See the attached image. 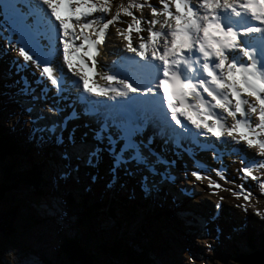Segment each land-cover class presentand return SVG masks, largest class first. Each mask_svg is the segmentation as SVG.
Segmentation results:
<instances>
[{
    "label": "rangeland",
    "instance_id": "1",
    "mask_svg": "<svg viewBox=\"0 0 264 264\" xmlns=\"http://www.w3.org/2000/svg\"><path fill=\"white\" fill-rule=\"evenodd\" d=\"M125 1L111 0L112 14L117 12L120 4L138 5L132 1L126 3ZM190 2L196 3L197 0H190ZM152 6H156L158 11L162 10L159 0H153L145 6V9L140 10L138 7H134L131 8V11L137 17H141L146 15ZM60 11L62 15L66 14L63 7L60 8ZM104 19V16L96 15L97 22L103 23ZM130 19L121 12L119 18L109 27V33H113L112 46L106 48L104 54L101 55L100 64L103 69L98 66V72L106 71L119 77L116 73L109 72V69H112L111 62H115L117 59L113 50L116 54L124 51L127 54L128 52L118 47L122 45V40L115 37L114 34L116 29L123 31L127 28V21ZM40 24L43 28V22ZM57 25L59 27V24ZM58 27L56 28L60 31ZM155 28L159 30V25H156ZM140 35L146 37L147 32L142 31ZM132 37L133 43H138L135 30L132 32ZM254 37L257 41V37L264 38V33H255ZM31 41L24 39L27 45ZM5 43L4 34L0 33V53H2L0 54V89H13L16 93L14 94L13 91L12 94L14 105L0 111V126L4 127L5 132H13L18 129L24 137L31 139L35 134H51V131L48 129V132L44 127V122L48 124L54 122L58 126V123L65 125L66 119L73 118L74 123L65 132L73 135L74 139H70L72 142L69 143L72 144H69L64 134H60V130L56 134V137L63 139L61 149H52L48 154L51 159L46 163V166L41 168V180L43 181L41 188L46 192V197L37 199L32 195V191L19 186L1 203L0 209L3 214L5 211L7 212L8 208L13 207L16 208V215L11 219V234L3 231L8 226L6 222L4 223V220H7L6 215L4 219H0L2 226L0 264H23L25 258L30 261V264H70L66 257L57 250L65 239L79 241L93 255L94 262L97 261V264H129L125 256L111 258L109 248L116 240L124 248L129 245L134 247L130 238L146 226L144 222L147 217L140 211L138 214H134L132 222L126 223L121 217L114 221L106 214H100L95 219L93 218L94 222H98L94 229L92 224H88L87 219L79 213L81 211L79 205L88 189L92 190V194L97 195L92 200L99 201V194L106 192L115 201L116 198L111 194L112 190H115L121 196H126L125 199H134L141 206L147 204L151 211L152 208L155 210L157 207L155 204L161 205L158 206L157 211H162L167 205L174 210V218H168L165 223L156 225L155 222L153 224L147 221L149 225L153 224L156 230L161 232L165 241V249L160 252L156 250V243H153L150 255L152 264H186V259L189 256L194 258L192 264H238L235 262L238 255L264 251V241L262 242L264 224L252 215V208H249L248 213L245 214L240 208L235 207L246 203L243 194L240 197L236 195L242 184L245 189L250 188L253 192L249 203L261 211H264V195H260L255 182L237 178L239 173L235 169L239 167V161L233 163L231 156L225 155L220 159L214 158L212 155L213 152L220 153L230 150L251 160V155L242 146H234L230 140L225 138V142L223 139L212 138L211 145L203 146V143L198 141L200 148L197 147L198 153L193 156V153H183L179 147H174L173 141L170 142L172 138L164 142L162 138L157 137L156 143L152 142L150 149H144L145 154L149 151L151 153L147 160H125L124 157L127 156V153L117 156L118 144L113 143L110 150L106 140L97 130L101 117L117 113L118 106L124 101L123 98L130 96V93L120 99H112L116 103L114 105H108L100 100H96L91 105L86 102L84 96L83 99L82 97L78 98L79 96L72 98L65 96L61 99L62 104H59L56 100L60 99V96L54 98L51 95L52 92L56 94V89L46 79L47 77H44L38 60L24 61L19 67V71L17 70V64L13 57L17 56L18 47H22L24 43H18L15 46L16 51L6 50ZM51 43L49 42V44ZM59 44L62 49L60 41ZM257 45L259 46L256 48L257 54L263 62L264 43ZM52 54L58 64L64 65L62 53L56 54L52 51L49 56L51 57ZM127 55L137 57L134 53ZM236 58L243 59L239 56ZM149 61L154 63L150 58ZM33 64L37 67L33 68ZM261 65L263 66V63ZM157 66L161 68L160 64ZM1 75L5 76L6 80ZM67 77L79 81L75 77H71L69 73ZM103 82L104 80L99 76L96 77V83L102 85ZM103 84H106V81ZM26 85L33 89V93L28 95ZM137 88L141 87L137 86ZM45 96L46 99H44ZM33 97L40 98L34 100ZM44 105H51V108L44 107ZM85 105L94 114L86 115L85 110L74 115L67 112L70 106H79L80 108ZM53 108L57 110L56 113L52 112ZM216 111L219 112V110ZM68 115L69 117H67ZM23 120H27L26 124ZM159 120L162 125L161 129L165 128L162 118ZM39 129H43V131H39ZM166 129H168L167 126ZM154 145L158 147L157 150L153 148ZM33 156L37 157L38 152H35ZM114 157L116 158L115 162ZM93 161H98V169L92 166L95 163ZM25 168L26 165H20L17 171L22 172ZM184 168L189 170L186 179L183 173ZM4 169L5 163L0 162V178ZM192 170L200 172L199 180L191 176ZM61 173H67L66 178L60 179ZM56 183H58V189L54 194L52 190ZM69 199H72L71 205ZM92 200L91 202H93ZM217 204H219L218 209L215 207ZM184 209L187 211H183ZM120 212L121 210H118L117 215ZM244 224H249L253 236L255 235L253 243L246 241V238L244 239L242 236ZM169 226L172 228L168 229ZM146 230L147 234L143 233L139 240L144 246H149V242L145 238L146 236L151 238V233L148 232V228ZM217 235L218 239L213 240L212 238ZM126 236H130V238ZM209 243H212L213 250L205 249L204 245ZM253 263L258 264L256 261L251 264Z\"/></svg>",
    "mask_w": 264,
    "mask_h": 264
},
{
    "label": "snow or ice",
    "instance_id": "2",
    "mask_svg": "<svg viewBox=\"0 0 264 264\" xmlns=\"http://www.w3.org/2000/svg\"><path fill=\"white\" fill-rule=\"evenodd\" d=\"M38 2L46 6L58 22L64 67L71 77L79 80L84 92L94 97L115 99L128 93L155 94L159 89L164 107L176 128L186 131L181 123L186 121L197 130L200 138H225L234 146H242L251 155L249 160L230 150L212 153L214 158L222 159L227 155L233 157V163L239 161V167L235 169L239 173L237 178L255 182L260 195H264V66L257 49L242 42L252 33H264V0H197L196 3L159 0L162 10L152 6L141 17H137L131 8L143 10V3L120 4L117 12L112 14L111 0ZM61 7L66 14H61ZM37 8V0H0V33L4 34L6 50L16 51L13 45L22 35L35 40L38 46H46ZM121 12L131 19L127 21V28L115 31V37L122 40L118 47L134 53L140 60L150 58L161 65L158 83L151 89L134 88L125 79L97 71L98 66L103 69L101 55L112 46L113 33L108 29ZM226 13H231L234 18L247 16L256 23L249 27H235L225 22ZM97 14L105 17L103 23L97 22ZM133 30L138 40L136 44L133 43ZM142 31L147 32L146 37L140 35ZM237 56L243 59L238 60ZM13 59L18 71L22 62L32 61L20 46ZM190 61L202 68L207 79L193 82L182 78L179 69ZM36 67L33 64V68ZM189 71H192L191 67ZM43 74L51 85H56L50 65L43 67ZM97 76L106 81L105 86L96 83ZM39 98L33 97L34 100ZM44 107L51 108V105ZM56 111L52 109L53 113ZM97 131L110 150L113 143L120 146L117 156L128 153L124 157L128 161L147 160L151 153L145 154L144 149H150L157 137L167 142V134L162 131L156 116L144 111L117 112L101 117ZM178 146L183 147L182 144ZM183 173L186 179L189 170L184 168ZM190 174L197 180L201 178L199 171L192 170ZM66 176L67 173H61L60 179ZM242 194L246 203L235 207L245 214L252 208V215L264 224V211L249 203L252 190L245 189L242 184L236 195L240 197ZM215 207L218 209L219 204ZM212 239H218V235ZM204 247L213 250L212 243ZM193 260L189 256L186 264H192ZM23 264H30V261L25 258Z\"/></svg>",
    "mask_w": 264,
    "mask_h": 264
},
{
    "label": "trees",
    "instance_id": "3",
    "mask_svg": "<svg viewBox=\"0 0 264 264\" xmlns=\"http://www.w3.org/2000/svg\"><path fill=\"white\" fill-rule=\"evenodd\" d=\"M129 1L138 4L153 0H126L125 3ZM3 90V88L0 89V111L6 110L9 106L14 105V100L12 99L13 92L11 94L8 90ZM23 122L26 124L25 120H23ZM69 137L70 134L66 136V139ZM61 144V140H56L52 143H42L37 138L29 139L28 137H24L18 129L13 132H5L4 127L0 126V162L5 163V169L3 170L0 178V205L4 201L5 197L15 191L19 186L32 191V195L37 199H43L46 197V192L42 191L43 189L41 188V183H43L41 180V168L44 165L46 166V163L49 159H51V157L48 156L51 150L56 146L58 149ZM35 152H38L37 157L33 156ZM23 164L26 165L25 170L22 172L17 171V168ZM92 166L98 169V161H95ZM57 185L58 183H56L52 190L54 194L58 189ZM92 193L91 189H88L85 192L82 197L81 204L79 205V208H81L79 213L87 219L88 224H92L94 229L96 226L95 224L98 223L94 222V219L100 214H106V216H109L114 221L119 220L121 217L126 223L132 222L131 219L134 217V214H138L140 211L147 217L144 222L146 226L138 231L134 237L130 238V236H126L131 239L134 247L129 245L124 248L117 240L113 241L111 247L109 248L111 258L117 256L121 257L122 255L125 256V259L129 264H152V258L150 255L151 249L153 250V243H156V250L158 252L165 249V241L162 238L161 232H158L153 226V222H155L156 225H159L161 223H165L168 218H174V210L169 208L170 206L166 204L167 206L165 209L163 208L162 211H157L156 209H158V206L161 205L155 204L157 207H155V210L152 208V212L150 208L148 209L147 204H142L141 206L138 201L130 198L125 199L126 196H121V194L115 190H112L111 192L114 198H116L115 201L110 197V194L106 192L99 194V201L95 199L92 200V198H96L97 196ZM91 200L93 202H91ZM69 203L70 205L72 204V199H69ZM118 210H121L119 214L120 216L117 215ZM15 211L16 208L10 207L7 212L5 211V214H3L0 209V219H4L5 215L7 217V220L5 219L4 223L6 222V225L8 226H6L7 229L4 228L3 231L8 234H11L12 231V226L10 224L11 219H13L16 215ZM147 221L152 222V226L149 225ZM243 226V238H246V241L253 243L255 235L253 236L250 225L244 224ZM147 228L148 232L151 233V238L150 236L147 237L145 235V239L149 242V246H144L142 241L139 239H141L140 236L143 233L147 234ZM169 228L171 229L172 227L169 226L168 229ZM1 229L2 226L0 223V231ZM152 235H154V237H152ZM263 241L264 239L262 242ZM57 250L66 257L70 264H97V261L94 262L93 255L76 239H65L63 244L57 248Z\"/></svg>",
    "mask_w": 264,
    "mask_h": 264
},
{
    "label": "bare ground",
    "instance_id": "4",
    "mask_svg": "<svg viewBox=\"0 0 264 264\" xmlns=\"http://www.w3.org/2000/svg\"><path fill=\"white\" fill-rule=\"evenodd\" d=\"M228 17H229V14L228 13H226V16H225V22L227 23V22H229V21H232V20H228ZM245 17V21H244V24H246V25H248V24H255L256 22H254V21H252L250 18H248L247 16H244ZM227 19V20H226ZM47 23V20L45 21V22H43V26H45V24ZM235 27L237 26L236 24L234 25ZM255 35V34H254ZM254 35H253V33L251 34V35H249V36H246V37H244L243 38V42L246 44V46L247 47H255V48H257V47H259L257 44H261V43H264V38H260V37H257V41H256V39H254V38H256V37H254ZM24 39H28L27 37H25V36H20L17 40L18 41H20V42H22V43H24V45H22V47H24V49H25V51L27 52V53H29V55L32 57V59H33V61H36V60H40V62L41 63H43V65L45 66V65H50L51 67H52V69H53V73H54V78L56 79V81H57V83H56V87L58 88V89H60L61 91H63V92H65V93H69V92H71V93H75V91L76 92H78V90L80 89V91H81V93L83 94L82 95V97L84 96V98H85V100H86V102H89V103H95V101L96 100H100V101H104V102H106V103H108V105H110V104H112V105H114V104H116L115 102H113V100L112 99H110V98H104V97H94V96H92L91 94H88V93H86V92H84V90L82 89V86H80V83H79V81H75V80H73V79H69L68 77H67V70L65 69V67H64V65L62 64V63H60V64H58V62H56V60H55V57H54V55L52 54L51 55V57L49 56V53H47V52H44V50L42 51V52H37V51H35L34 49H33V47L30 45V43H32L33 42V40L27 45L25 42H24ZM28 40H31V39H28ZM121 49V48H120ZM260 51H261V49H260ZM113 52L115 53V55H116V60H118L123 54H122V52H119V54H116V52L113 50ZM128 54V53H127ZM264 56V55H263ZM42 57V58H41ZM41 58V59H40ZM59 59V58H58ZM128 59H125L124 61H127ZM131 60V69L133 70V71H136L137 69H141L143 66L144 67H149V70L148 71H153V77L155 76V75H157L156 73L158 72V70H156V69H158V68H160L159 66H157V64H159V62H156V61H154V63L153 62H151V61H149V59H147V60H136V58H131L130 59ZM140 62V63H139ZM261 63H263V66H264V60H263V62H261ZM189 65V64H188ZM184 67H186V65H184ZM146 69H148V68H146ZM161 69V68H160ZM187 72L189 73L190 71H189V69L187 70ZM198 73H201V74H204L203 73V71H202V68L200 69V70H198L197 71V74ZM28 75V74H27ZM149 75V74H148ZM141 76H142V78L143 77H145V76H143L142 74H141ZM204 76H205V74H204ZM119 78V77H118ZM130 78H134L133 76H129V79ZM156 78V77H155ZM205 78L207 79V77L205 76ZM120 79H125V78H120ZM26 81V80H25ZM102 82V81H101ZM105 82V81H104ZM103 82V83H104ZM78 84V86H77V84ZM102 83V85L100 84V86H105V84H103ZM138 86L139 87H141L140 89H151V88H153L154 87V85H155V82H150V80H148V82L147 83H145V82H143L142 80H140L138 83ZM36 87V86H35ZM80 87V88H79ZM135 88H137V86L135 87ZM83 90V91H82ZM47 93V92H46ZM152 95V93H149V94H140V93H138L137 94V96L135 97H126V98H123V100L125 101V100H128V102H127V105H128V107L131 105V102H133L134 101V98H136V100H137V97H139V102H137L136 104L138 105H136V107H135V109L134 108H131V109H129V111L130 112H134V111H144V112H148V113H151V114H154L155 116H156V118H157V114H159V112L158 113H156V109L154 110L153 108H155L156 107V104H159V106H161V107H164L163 105V100H162V97H161V95H160V92H159V90L158 89H156V92H155V94H153V96L156 98L155 99V102L154 103H148L147 104V102H146V98H147V96L146 95ZM52 96H54V98L55 97H57V95L54 93V92H52V94H51ZM128 96V95H127ZM125 97V96H124ZM50 98V97H49ZM121 97H116L115 99H120ZM71 100V99H70ZM86 104V103H85ZM66 105V104H65ZM84 105V104H83ZM93 105V104H92ZM111 105V106H112ZM62 106V105H61ZM87 106V105H86ZM67 109V108H66ZM76 110H79L78 108H76ZM167 111V110H166ZM85 112V111H84ZM218 114H219V112H217ZM69 114V113H68ZM74 115V114H73ZM75 118V117H74ZM1 119V118H0ZM158 119V118H157ZM161 120V119H160ZM88 121V120H87ZM160 123L161 122H159V125H160ZM64 124H65V122H64ZM95 126V125H94ZM162 126V125H161ZM187 127H186V132L188 133V135L184 132V131H179V132H177V131H175V128H174V126L171 128V129H169L170 128V126H169V128L168 129H166V126H165V132H166V134H167V132L169 131V133L171 134L173 131V134L175 135V138H173V140L171 139L170 140V136H167V139L168 140H170V142L171 141H173V146L174 147H179L180 148V150L184 153V152H188L187 154H191V153H193V156H196V154L198 153V148H197V146L196 145H198V141H200L201 143H203L202 145H211V140H212V138H209V139H203V138H200L199 137V133L197 132V130H195V129H193L190 125H186ZM45 129V128H44ZM191 136H192V138H191ZM156 139H158V138H156ZM221 139H223V141L225 142V140H224V138H221ZM163 142V141H162ZM205 142V143H204ZM154 144L156 143V140L153 142ZM183 145V147H180V146H178V145ZM85 148V147H84ZM83 148V149H84ZM153 148H156V150H157V146H153ZM237 148V147H236ZM160 149V148H159ZM86 150V149H85ZM149 151V150H148ZM167 151V150H166ZM166 151L164 152L165 154H166ZM160 152V151H159ZM236 152V151H235ZM81 153V152H80ZM202 153V152H201ZM128 154V153H127ZM126 154V155H127ZM171 154V153H170ZM58 155V154H57ZM153 156V155H152ZM192 157V156H191ZM208 157V156H207ZM57 158V157H56ZM120 158V157H119ZM152 158V157H151ZM185 158V157H184ZM55 159V158H54ZM116 159V158H115ZM156 159V158H155ZM186 159V158H185ZM185 159H184V161H185ZM120 160V159H119ZM189 160H192V159H189ZM143 161V160H142ZM193 161V160H192ZM154 162V161H153ZM189 162V161H188ZM197 163V162H196ZM202 163V162H201ZM181 164V163H180ZM207 164V163H206ZM120 165V164H119ZM160 165V164H159ZM197 165V164H196ZM155 166V165H154ZM188 166H189V164H188ZM148 167H149V165H148ZM206 167V166H205ZM200 168V167H199ZM156 169V168H155ZM124 170V169H123ZM146 170V169H145ZM159 170V169H158ZM147 171V170H146ZM154 171V170H153ZM161 172V171H160ZM159 172V173H160ZM163 172V171H162ZM148 174V173H147ZM149 175V174H148ZM169 175V174H168ZM163 182V181H162ZM173 183V182H172ZM87 191V190H86ZM151 192V191H150ZM149 201V200H148Z\"/></svg>",
    "mask_w": 264,
    "mask_h": 264
},
{
    "label": "water",
    "instance_id": "5",
    "mask_svg": "<svg viewBox=\"0 0 264 264\" xmlns=\"http://www.w3.org/2000/svg\"><path fill=\"white\" fill-rule=\"evenodd\" d=\"M255 261L258 264H264V251H258L252 254H240L235 258V262L238 264H251Z\"/></svg>",
    "mask_w": 264,
    "mask_h": 264
}]
</instances>
